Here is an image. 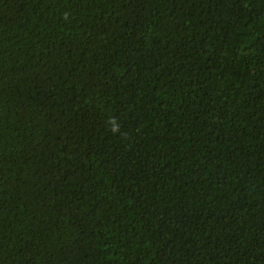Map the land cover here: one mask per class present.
<instances>
[{
  "label": "trees",
  "instance_id": "16d2710c",
  "mask_svg": "<svg viewBox=\"0 0 264 264\" xmlns=\"http://www.w3.org/2000/svg\"><path fill=\"white\" fill-rule=\"evenodd\" d=\"M0 264H264V0H0Z\"/></svg>",
  "mask_w": 264,
  "mask_h": 264
}]
</instances>
